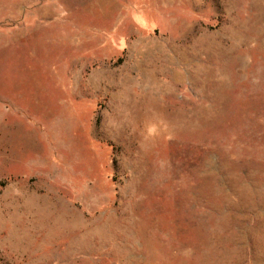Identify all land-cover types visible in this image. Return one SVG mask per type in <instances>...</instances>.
<instances>
[{
  "label": "rangeland",
  "instance_id": "1",
  "mask_svg": "<svg viewBox=\"0 0 264 264\" xmlns=\"http://www.w3.org/2000/svg\"><path fill=\"white\" fill-rule=\"evenodd\" d=\"M0 264H264V0H0Z\"/></svg>",
  "mask_w": 264,
  "mask_h": 264
}]
</instances>
